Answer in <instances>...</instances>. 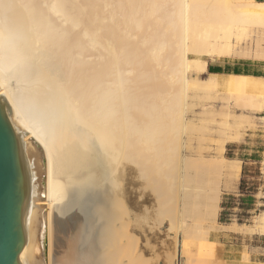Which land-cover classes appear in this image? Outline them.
Listing matches in <instances>:
<instances>
[{"label":"bare ground","instance_id":"6f19581e","mask_svg":"<svg viewBox=\"0 0 264 264\" xmlns=\"http://www.w3.org/2000/svg\"><path fill=\"white\" fill-rule=\"evenodd\" d=\"M263 40L258 0H0V98L31 170L29 264H140L141 236L130 227L150 207L147 242L195 240L213 252L212 231L252 230L218 222L215 173L226 187L241 173L242 161L224 156L233 123L218 125L225 136L200 179L188 164L206 157H193L188 130L201 117L193 99L210 91L246 94L247 107L262 110L264 77L194 80L188 70L250 58L241 44ZM167 65L171 88L160 82ZM202 104L200 114L216 111ZM255 224L264 235V212Z\"/></svg>","mask_w":264,"mask_h":264},{"label":"rangeland","instance_id":"374dc122","mask_svg":"<svg viewBox=\"0 0 264 264\" xmlns=\"http://www.w3.org/2000/svg\"><path fill=\"white\" fill-rule=\"evenodd\" d=\"M256 35V34H255ZM238 45V44H237ZM240 50V49H239ZM241 50L243 52L251 51L250 58H222L217 60H208L203 71L197 69H189L188 72L193 76L194 80L206 79L209 75L208 65L209 63L217 64L223 63L224 61H234V62H264V57H259L258 55H264V40L257 44L256 41H247L241 44ZM259 51V52H257ZM257 52V53H256ZM172 53H169L170 57ZM167 56V57H168ZM177 57V56H176ZM222 69L230 70H240L247 71L248 67L242 65H223L220 67ZM162 77L160 82L163 88H171L172 85L169 82L171 76L168 65L162 69ZM250 70V69H249ZM254 71L261 72L257 68ZM167 73V74H166ZM225 73V71L223 72ZM246 74V73H242ZM250 75V74H249ZM177 86L173 87V90H177ZM230 91H225L224 89H219L218 91H210V95L206 93V97H197L196 100L193 99L194 111H198L201 107L202 102L214 104L215 112L213 114L207 115L197 113L201 117L196 121L195 127L188 130L191 133V137L194 139L193 142V153L197 158L198 156H205L204 160L192 161L188 164V170L192 172L198 171L197 179L203 178L205 170L208 168V161L213 159L216 155L219 145L222 143L224 137L223 132L217 131L218 125H222L223 122L228 121L233 123V126L229 130V134L232 136L229 144L226 147L224 156L228 159H242L253 158L256 160L253 162H247L243 165L241 162V173L240 178L235 183L231 184L230 187L225 186L224 174L221 172L215 173L216 180L220 183L222 189V196L220 201V211L218 216V222L221 225H228L233 223H242L246 227L252 229L247 230L244 233L239 232H225L223 230L212 231L210 238L214 245V254L212 251H206L202 247H199L197 241L192 240V244L189 248L181 243L180 248L175 247L173 244H162L155 239L150 240V242L145 241L147 232L149 231L150 225L153 222L152 217L155 216V211L150 207L151 203L144 202V198H139L140 203L146 204L149 209H140L137 220L133 222V226L136 234L140 237L139 248L141 250L142 258L140 264H236V259L240 258V264H252V258L255 260L264 258V235H261L257 231L256 221L259 216L264 212V108L258 110L255 108L247 107L245 100L243 98L247 97L246 94L239 95L238 92H231L230 96L228 94ZM238 93V94H237ZM227 94V95H226ZM203 95V94H202ZM201 95V96H202ZM205 95V94H204ZM203 95V96H204ZM234 95L235 100H242L240 103L235 102L233 99L230 100ZM236 95V96H235ZM224 96V97H223ZM226 96V98H225ZM229 96V98H227ZM241 96V98H240ZM245 96V97H244ZM223 97V98H222ZM229 99V102L226 101ZM196 103H195V102ZM232 102V104H231ZM228 103V105H226ZM238 104V105H236ZM240 104H243L239 106ZM203 105V104H202ZM193 106V105H192ZM191 108L185 110L187 115H191ZM226 110L232 111V116H228L223 113ZM191 113V114H190ZM203 115V116H202ZM204 117L205 119H203ZM206 118L208 121L206 124ZM236 120V121H235ZM210 121V122H209ZM204 124V126H203ZM206 125L208 127H206ZM203 126L211 130L201 129ZM215 126V127H214ZM215 132H214V130ZM204 130V131H203ZM213 130V132H212ZM207 131V132H206ZM211 132V134H210ZM207 133V134H205ZM204 137H203V135ZM194 137H193V136ZM202 137L200 143L198 138ZM210 136V138L208 137ZM206 137V142H204ZM236 137V138H235ZM204 138V140H203ZM197 139V140H196ZM196 143V144H195ZM209 143V144H208ZM201 146H200V145ZM208 144V146H207ZM196 145V146H194ZM200 146V148L198 147ZM209 148H207V147ZM195 147H198L197 149ZM206 147V148H205ZM244 166V167H243ZM146 210V211H145ZM150 212V213H148ZM145 213V214H144ZM146 216V217H145ZM145 219V220H144ZM148 219V220H147ZM152 219V220H151ZM147 220V221H146ZM148 222V223H147ZM176 223L171 224V235L174 236L178 234L179 229L177 228L178 221L174 220ZM223 223V224H222ZM175 225V226H174ZM138 227V228H137ZM170 228V226H169ZM143 230L142 231H140ZM139 230V231H138ZM145 231V232H144ZM139 233V234H138ZM140 233L142 235H140ZM236 233V234H235ZM145 236V239H144ZM151 236V235H150ZM142 239V240H141ZM143 241V242H142ZM142 242V244H141ZM144 243V244H143ZM146 243V244H145ZM216 243V244H215ZM176 248V250H175ZM206 251V253H205ZM245 253V254H244ZM247 256V257H246ZM205 258V259H204ZM248 260V261H247ZM204 261V262H203Z\"/></svg>","mask_w":264,"mask_h":264},{"label":"water","instance_id":"95a60500","mask_svg":"<svg viewBox=\"0 0 264 264\" xmlns=\"http://www.w3.org/2000/svg\"><path fill=\"white\" fill-rule=\"evenodd\" d=\"M32 218L30 164L0 98V264H29Z\"/></svg>","mask_w":264,"mask_h":264},{"label":"crops","instance_id":"0c3cea01","mask_svg":"<svg viewBox=\"0 0 264 264\" xmlns=\"http://www.w3.org/2000/svg\"><path fill=\"white\" fill-rule=\"evenodd\" d=\"M258 1L259 2H264V0H258ZM225 64H227V65H235V64L236 65H242L244 67H248V70L245 71V72H248L247 74L264 77V62H260L259 63V62H255V61H247V62H243L242 63V62H234V61H229L228 60V61H224L223 63H217V64L209 63L208 70H209V72H211L210 71V67H222ZM256 68L258 70H260L261 72H258V71L255 72L254 69H256ZM217 73H223V72H217ZM241 161L243 162V165L244 164L246 165V163L248 161L249 162H253V161L256 162L255 159L250 158V157L249 158L243 157L241 159ZM240 261H241L240 258H237L236 259V264H240ZM251 262H252V264H264V258L260 257L259 261L252 258V261Z\"/></svg>","mask_w":264,"mask_h":264},{"label":"trees","instance_id":"16d2710c","mask_svg":"<svg viewBox=\"0 0 264 264\" xmlns=\"http://www.w3.org/2000/svg\"><path fill=\"white\" fill-rule=\"evenodd\" d=\"M210 71L211 72H236V73H248V72H245V71H240V70H230V69H222L220 67H210Z\"/></svg>","mask_w":264,"mask_h":264}]
</instances>
